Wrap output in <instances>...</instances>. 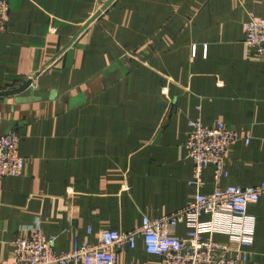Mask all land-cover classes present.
<instances>
[{
	"label": "crops",
	"instance_id": "crops-1",
	"mask_svg": "<svg viewBox=\"0 0 264 264\" xmlns=\"http://www.w3.org/2000/svg\"><path fill=\"white\" fill-rule=\"evenodd\" d=\"M6 1L0 91L33 83L0 96V134L16 130L24 158L21 175L0 180V261L34 227L71 251L212 193L213 165L202 189L190 183L195 119L238 134L224 184L264 181V58L243 29L250 13L264 18V0H113L104 10L111 0ZM249 213L254 243L242 264H264V195ZM160 260L142 239L119 250L120 264Z\"/></svg>",
	"mask_w": 264,
	"mask_h": 264
},
{
	"label": "built area",
	"instance_id": "built-area-1",
	"mask_svg": "<svg viewBox=\"0 0 264 264\" xmlns=\"http://www.w3.org/2000/svg\"><path fill=\"white\" fill-rule=\"evenodd\" d=\"M9 15L8 2L0 0V30L6 26ZM243 29L246 43L264 58V18L250 13ZM237 140L238 134L225 123L209 126L201 119L190 121L185 139V148L193 161L190 183L202 189L204 171L213 165L212 193L197 191L182 209L161 217H144L142 224L134 229H104L98 243L77 242L71 251H58L57 236H47L40 227H34L26 236L15 239L12 261H0V264H120L119 250L125 246L135 248L138 239L144 241L147 253L160 257V264L244 263L248 255L245 249L254 243L256 224L249 207L264 195V181L247 187L223 183L227 176V153ZM19 145L16 130L0 134V180L22 174L24 158ZM205 214L211 218L202 219ZM182 224L187 228L184 237L176 233ZM216 234L228 235L229 242L217 240Z\"/></svg>",
	"mask_w": 264,
	"mask_h": 264
},
{
	"label": "water",
	"instance_id": "water-1",
	"mask_svg": "<svg viewBox=\"0 0 264 264\" xmlns=\"http://www.w3.org/2000/svg\"><path fill=\"white\" fill-rule=\"evenodd\" d=\"M112 1H113V0L109 1V2L104 6L103 10H104L105 8H107V7L111 4ZM99 14H100V13H98V14L96 15L95 19L99 16ZM32 83H33V78H30V79H28V80H27V81H26L21 87H19V88L12 89V90H7V91H0V96L11 95V94H17V93L23 92V91L28 90V89L31 90V88H32Z\"/></svg>",
	"mask_w": 264,
	"mask_h": 264
}]
</instances>
